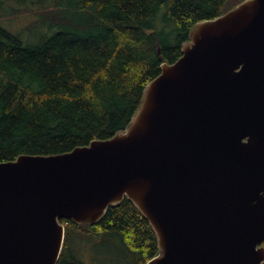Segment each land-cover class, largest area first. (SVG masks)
Returning a JSON list of instances; mask_svg holds the SVG:
<instances>
[{"label":"water","instance_id":"95a60500","mask_svg":"<svg viewBox=\"0 0 264 264\" xmlns=\"http://www.w3.org/2000/svg\"><path fill=\"white\" fill-rule=\"evenodd\" d=\"M125 130L0 162V264H57L62 219L128 198L159 253L146 264H264V0L198 22Z\"/></svg>","mask_w":264,"mask_h":264},{"label":"trees","instance_id":"16d2710c","mask_svg":"<svg viewBox=\"0 0 264 264\" xmlns=\"http://www.w3.org/2000/svg\"><path fill=\"white\" fill-rule=\"evenodd\" d=\"M14 1L0 0V162L68 152L125 130L147 84L182 56L191 29L243 0ZM24 9L36 20L18 31L2 25ZM62 222L57 264H87L92 247L115 240L136 264L159 253L128 198L96 224Z\"/></svg>","mask_w":264,"mask_h":264},{"label":"rangeland","instance_id":"374dc122","mask_svg":"<svg viewBox=\"0 0 264 264\" xmlns=\"http://www.w3.org/2000/svg\"><path fill=\"white\" fill-rule=\"evenodd\" d=\"M36 1V0H34ZM23 0L14 1L12 7L22 8ZM24 8V7H23ZM36 12L35 10H32ZM29 12L27 9L16 15L12 21L2 22V25L11 31L21 30L23 27L28 25L30 22L35 21L36 14ZM116 241V240H115ZM115 241H110V244L94 246L90 249L89 253L85 256V261L87 264H136L133 254H130L120 243H114ZM77 244L75 243L74 247ZM122 248V251L119 250ZM122 252L126 255L122 256Z\"/></svg>","mask_w":264,"mask_h":264}]
</instances>
